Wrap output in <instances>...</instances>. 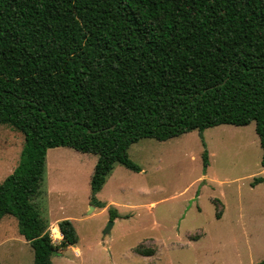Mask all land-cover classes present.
I'll return each instance as SVG.
<instances>
[{"label":"trees","instance_id":"16d2710c","mask_svg":"<svg viewBox=\"0 0 264 264\" xmlns=\"http://www.w3.org/2000/svg\"><path fill=\"white\" fill-rule=\"evenodd\" d=\"M252 121L264 168V0H0V125L24 137L0 219L16 217L33 264L78 239L64 218L53 242L34 203L48 148L97 155L100 204L114 163L138 170L127 150L140 138Z\"/></svg>","mask_w":264,"mask_h":264},{"label":"rangeland","instance_id":"374dc122","mask_svg":"<svg viewBox=\"0 0 264 264\" xmlns=\"http://www.w3.org/2000/svg\"><path fill=\"white\" fill-rule=\"evenodd\" d=\"M23 140L20 131L0 125V182L16 166ZM127 152L138 170L114 163L95 204L90 176L97 155L68 146L48 148L34 203L53 242L61 238L53 229L64 218L78 237V248L57 250L52 264H255L264 259V181L252 183L264 169L253 121L193 129L165 140L144 137ZM109 208L117 211L114 219ZM33 257L16 217L2 216L0 264H33Z\"/></svg>","mask_w":264,"mask_h":264},{"label":"water","instance_id":"95a60500","mask_svg":"<svg viewBox=\"0 0 264 264\" xmlns=\"http://www.w3.org/2000/svg\"><path fill=\"white\" fill-rule=\"evenodd\" d=\"M112 224H113V221H110V222L107 224V226H106V228H105V232H108V231L110 230V227H111Z\"/></svg>","mask_w":264,"mask_h":264},{"label":"bare ground","instance_id":"6f19581e","mask_svg":"<svg viewBox=\"0 0 264 264\" xmlns=\"http://www.w3.org/2000/svg\"><path fill=\"white\" fill-rule=\"evenodd\" d=\"M53 231L57 233L56 236H59L60 231L58 230V228L55 227V228L53 229Z\"/></svg>","mask_w":264,"mask_h":264},{"label":"crops","instance_id":"0c3cea01","mask_svg":"<svg viewBox=\"0 0 264 264\" xmlns=\"http://www.w3.org/2000/svg\"><path fill=\"white\" fill-rule=\"evenodd\" d=\"M263 169H264V168H263ZM111 171H112V170H111ZM52 226H53V225H52ZM56 226L58 227V224H56ZM58 229H59V228H58ZM59 231H60V230H59ZM60 236H62V235H61V232H60ZM72 246L74 247V249H75V247H77V246H76V244H74V245H72ZM77 248H78V247H77ZM76 253L78 254V253H79V251H78V252H76ZM153 253H154V252H153Z\"/></svg>","mask_w":264,"mask_h":264}]
</instances>
